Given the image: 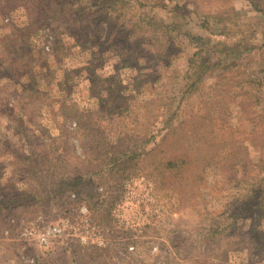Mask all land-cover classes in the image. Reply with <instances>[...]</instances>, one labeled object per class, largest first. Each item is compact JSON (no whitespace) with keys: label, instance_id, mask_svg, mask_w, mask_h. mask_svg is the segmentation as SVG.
Masks as SVG:
<instances>
[{"label":"rangeland","instance_id":"obj_1","mask_svg":"<svg viewBox=\"0 0 264 264\" xmlns=\"http://www.w3.org/2000/svg\"><path fill=\"white\" fill-rule=\"evenodd\" d=\"M124 2L0 0V264H264V0Z\"/></svg>","mask_w":264,"mask_h":264},{"label":"trees","instance_id":"obj_2","mask_svg":"<svg viewBox=\"0 0 264 264\" xmlns=\"http://www.w3.org/2000/svg\"><path fill=\"white\" fill-rule=\"evenodd\" d=\"M102 1V9L99 8L98 10V14H101L102 13V17L104 19H106L107 21L111 20L113 15L114 14H117L119 12V9L117 8L119 6V4H123V6L127 5L124 0H101ZM107 16V17H106ZM102 18V19H103ZM176 32H178V30H176ZM125 33H127L125 31ZM127 34H125V36H123V34L121 35L122 38H124L125 40L124 41H127L129 39L128 36H126ZM137 37V36H136ZM203 40L202 38H196V40ZM130 42H132V45L133 47H135L139 40L137 41H133L131 40ZM199 45V44H198ZM200 50H197L196 52H194V54L188 58V62L190 63V65H194V64H197V70L196 72H194L193 76L191 75H188V73H190V71L187 72V75L191 78V79H203L204 77V74L206 73L207 70H210L213 66L212 64L210 63V60L211 59V56H210V50L206 51L204 49V44L202 43L200 46H199ZM216 48V49H215ZM214 49L217 51H219L220 53L222 52H225L224 50H228V49H231L230 46H225L222 48L221 46V49H220V46H216L214 47ZM223 49V50H222ZM169 51V50H168ZM167 51V53H168ZM226 53V52H225ZM170 55H168V57L172 58L173 57V54H171L169 52ZM210 57V58H209ZM195 58H197L198 60H196ZM223 60H220L219 62L215 63L214 66H222L221 64L223 63L222 62ZM186 78V79H189ZM209 117V116H208ZM169 119L166 121V123L169 124ZM182 124H186V123H182ZM210 127L211 128H216L214 122H210ZM197 129V127L193 126V127H189L188 125H185L184 127H180V126H177L176 128H172L171 129V133L174 134V137L176 136H182V135H185V136H188V137H191L193 138V142L194 144L189 147H185L184 148V151L179 153V154H171L168 158H165L166 156H164L161 160V164L159 165V167L156 169V173H157V176L158 178L160 179L161 176H163L164 179H166L167 177L168 178H177L179 180H182V176L185 174L186 171L190 170L189 168V165L191 164L190 161L191 159L194 157H196V152L199 151V153L202 151V146L199 144H197L198 141H201V137L200 135H192L189 133V131H191V129ZM175 143V141H174ZM197 145V148L194 149V146ZM183 146V144H182ZM197 158V157H196ZM195 158V160H196ZM169 172V173H166V172ZM264 194V192L262 193ZM256 209H258V215H262V211H264V207H263V204L260 203L259 205H256Z\"/></svg>","mask_w":264,"mask_h":264},{"label":"built area","instance_id":"obj_3","mask_svg":"<svg viewBox=\"0 0 264 264\" xmlns=\"http://www.w3.org/2000/svg\"><path fill=\"white\" fill-rule=\"evenodd\" d=\"M60 232L61 230L58 227L48 229L45 233L41 234V238H40L41 243H47L50 236L52 235L55 236Z\"/></svg>","mask_w":264,"mask_h":264}]
</instances>
